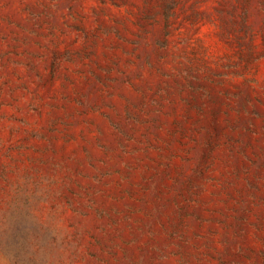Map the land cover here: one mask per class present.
<instances>
[{
    "label": "rangeland",
    "instance_id": "374dc122",
    "mask_svg": "<svg viewBox=\"0 0 264 264\" xmlns=\"http://www.w3.org/2000/svg\"><path fill=\"white\" fill-rule=\"evenodd\" d=\"M0 264H264V0H0Z\"/></svg>",
    "mask_w": 264,
    "mask_h": 264
}]
</instances>
